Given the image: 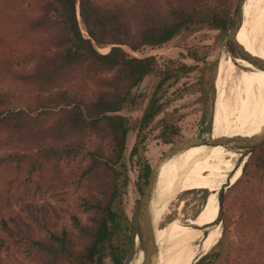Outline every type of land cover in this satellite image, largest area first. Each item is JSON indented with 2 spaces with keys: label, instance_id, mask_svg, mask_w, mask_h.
<instances>
[{
  "label": "trees",
  "instance_id": "obj_1",
  "mask_svg": "<svg viewBox=\"0 0 264 264\" xmlns=\"http://www.w3.org/2000/svg\"><path fill=\"white\" fill-rule=\"evenodd\" d=\"M235 3L0 0V264H125L135 234V220L122 208L127 135L135 131L130 157L139 165L135 184L142 195L151 169L142 152L151 124L174 100L168 89L198 70L194 85L177 87L173 98L195 86L198 100L209 101L201 122L210 125L219 64L213 61L204 78L210 45L187 47L192 64L130 52L205 29L225 35ZM148 76L155 80L150 92L138 90ZM139 109L135 118L122 113ZM156 122L163 143L181 138L172 116ZM70 185L85 193L80 204L88 216L82 222L70 215L67 227L60 205ZM207 190L199 189L203 203ZM234 190L240 193L228 204L237 217L223 210L220 238L195 264H213L228 246L236 256L226 264H238L240 256L244 264H264V141L223 203ZM37 192L58 205L38 203Z\"/></svg>",
  "mask_w": 264,
  "mask_h": 264
},
{
  "label": "rangeland",
  "instance_id": "obj_2",
  "mask_svg": "<svg viewBox=\"0 0 264 264\" xmlns=\"http://www.w3.org/2000/svg\"><path fill=\"white\" fill-rule=\"evenodd\" d=\"M253 0H247L246 4L243 8V13L250 2ZM261 13L264 11V4L260 8ZM260 13V14H261ZM257 15L255 18L260 16ZM228 34V33H227ZM227 34L219 37L218 31L215 30H201L195 32L189 36L176 37L173 40L167 42L166 44L160 47H144L139 52H130L136 56H147V55H155L159 61H162L164 58H179L187 63H194L188 57H185L186 49L190 46H201V45H210V56L208 57V65L204 72V78L211 76L212 72V62L217 61L221 57H225L229 55L226 47L225 41L227 38ZM107 48L101 49L102 52H106ZM223 54V55H222ZM202 66V63H199ZM219 66V64H218ZM218 72V67H217ZM199 71L195 70L188 74L186 77L181 79V81L170 87L168 89V96L171 97V104L162 112L154 122L151 124V128L149 130L148 138L145 143V147L143 149L142 154L148 163L152 166L155 161L160 157L163 151L168 147L167 144L163 143L160 139L157 138V134L159 128L157 127V122L160 117H173L175 122L179 125L181 129V138L184 139L187 137H204L209 138L211 134L213 135L214 127H215V110L214 104L212 108V120L213 122L207 124V122H201V115L203 110L209 109L208 102L204 105L198 100L199 92L194 91L195 86L188 88L182 95L178 98H173L174 91L177 87H183L185 85H190L196 82L199 77ZM230 74V73H229ZM217 78V73H216ZM215 78V82H216ZM153 77H146L138 86V90L150 92L152 89V85L154 83ZM260 83V91L257 99L261 105L264 106V82L261 78ZM262 87V88H261ZM262 100V101H261ZM123 114L127 116H131L132 118L138 117L141 114V109L133 112L122 111ZM211 120V121H212ZM213 123V124H212ZM208 127V128H207ZM213 127V128H212ZM208 129V130H207ZM213 129V131H212ZM179 139V140H180ZM135 140V131H130L127 135L126 139V150L124 153V162L128 168V184L124 188V192L122 195V208L128 219L135 220L138 215L139 204L141 200V195L137 191L136 180L138 174V163L136 158L130 157V150ZM178 141V140H177ZM208 149L204 146H190L184 151L180 152L175 157H172L168 161H166L160 170L164 167H170L177 164L185 165L183 168L177 170V172H172L169 175L162 176L159 183L156 185V197L154 201H158V207L155 210L156 213V240L159 245V258L158 260L165 254L181 249L183 246L182 242L185 241L189 229L190 224L193 222L194 217L198 218L203 215L207 206L206 200L208 197L209 191L207 190V184L205 183V176L208 173L209 164L212 160V157L207 161V164L198 168V169H185L186 166H190L196 162V160L203 155ZM237 152V151H235ZM239 153V152H237ZM241 154L239 153L237 160L235 161L238 167H241L243 159H241ZM239 161V163H238ZM241 173V172H240ZM232 185V184H231ZM230 185V186H231ZM207 190V197L203 203L201 200V191L199 189ZM226 186L223 188H219L217 191V201L219 203V193L222 191V194L226 193ZM180 190V191H179ZM220 191V192H219ZM64 194V201H62L60 206H63L64 209H67V213L60 220L64 226L70 227V215H76L82 222L87 219V212L82 210L81 199L80 196H84L85 193L82 189L75 188L73 185L68 187V190ZM240 192L234 190L230 192L229 197L223 203V196L220 198V210L217 220L214 224H218L221 233V218L223 215V210L229 209L228 213L231 214L234 219L237 217L236 211H233L232 208L229 207V202L234 196L238 195ZM35 201L38 203H43L48 201L57 206V202L54 199L50 198L49 194H45L40 196L37 192L34 197ZM200 209V210H199ZM199 210L196 216L194 214ZM238 212V211H237ZM194 216V217H193ZM232 230L231 242H235L234 232ZM221 236V234H220ZM247 237H250V234H247ZM134 241V240H133ZM257 242V241H256ZM182 244V245H181ZM217 250V249H216ZM230 248L225 247L222 249V253L220 257H218L213 264H226V259L232 262L235 258L234 253H230ZM209 252V251H208ZM133 247L128 253L125 264H131L133 258ZM206 253H201L198 257L195 258L192 264L197 263V261L204 256ZM229 254V256H227ZM106 264H110L109 260H106ZM238 264H244L241 256L238 259Z\"/></svg>",
  "mask_w": 264,
  "mask_h": 264
},
{
  "label": "bare ground",
  "instance_id": "obj_3",
  "mask_svg": "<svg viewBox=\"0 0 264 264\" xmlns=\"http://www.w3.org/2000/svg\"><path fill=\"white\" fill-rule=\"evenodd\" d=\"M263 4L264 0H253L248 4L242 16L236 40L264 64V11L262 13L260 11ZM259 14L260 16L255 18ZM236 61L242 63L245 68L235 65L228 55L219 59L215 82L213 137H249L256 135L264 128V106L257 99L260 85H262L261 78L264 82V70L256 69L240 59ZM238 155L239 153L233 150L217 145L201 155L194 164L186 166L185 169H198L206 165L213 156L205 176L209 191L207 208L197 225L200 228H193L182 242L181 249L163 255L158 260V264H192L199 254L207 253L218 241L221 233L218 224H214L219 215L216 194L225 182L233 184L239 177L241 168H238L235 163ZM184 166L177 164L162 168L159 171L157 183L162 176L177 172ZM139 261L140 259L137 263Z\"/></svg>",
  "mask_w": 264,
  "mask_h": 264
},
{
  "label": "water",
  "instance_id": "obj_4",
  "mask_svg": "<svg viewBox=\"0 0 264 264\" xmlns=\"http://www.w3.org/2000/svg\"><path fill=\"white\" fill-rule=\"evenodd\" d=\"M245 1L246 0H236L232 11V21L225 41V47L229 53L228 56L231 58L235 65L241 66V68L244 67L242 63L236 61L237 59H240L251 64L256 69L264 70V64L251 53L246 51L236 40V34L242 23L243 7ZM263 141L264 128L256 135H252L249 137H213L212 135L209 138L187 137L168 144V147L151 166L148 176V182L145 186L143 194L141 195L138 215L135 222V249L131 264H158L159 245L156 240V230L158 228H156L157 216L155 213V210L158 207V201L157 199L156 201H154V198L156 197L157 177L160 168L166 161H168L172 157H175L190 146L202 145L209 150L214 146L220 145L225 147L226 149L239 152L242 156L241 159H243V165L252 150ZM242 165L240 168H242ZM231 184L232 183L230 182H225L223 185H221L220 188H224L225 186L227 188ZM218 197V209L220 210V198L222 197V191L219 193ZM192 227L200 228L198 226ZM139 259L140 261L137 263Z\"/></svg>",
  "mask_w": 264,
  "mask_h": 264
},
{
  "label": "flooded vegetation",
  "instance_id": "obj_5",
  "mask_svg": "<svg viewBox=\"0 0 264 264\" xmlns=\"http://www.w3.org/2000/svg\"><path fill=\"white\" fill-rule=\"evenodd\" d=\"M136 219H137V217H136ZM134 237H135V234H134ZM134 237H133V240H134ZM132 247H133V252H134V249H135V243H134V241H133Z\"/></svg>",
  "mask_w": 264,
  "mask_h": 264
}]
</instances>
